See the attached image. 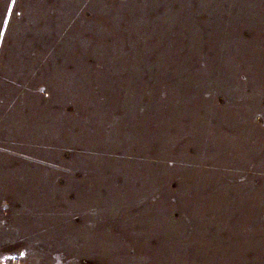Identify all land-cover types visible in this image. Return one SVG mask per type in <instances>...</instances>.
<instances>
[{
    "label": "rangeland",
    "instance_id": "rangeland-1",
    "mask_svg": "<svg viewBox=\"0 0 264 264\" xmlns=\"http://www.w3.org/2000/svg\"><path fill=\"white\" fill-rule=\"evenodd\" d=\"M0 264H264V0H0Z\"/></svg>",
    "mask_w": 264,
    "mask_h": 264
}]
</instances>
